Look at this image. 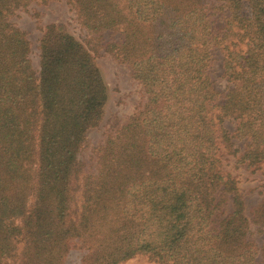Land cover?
<instances>
[{
	"label": "trees",
	"instance_id": "trees-1",
	"mask_svg": "<svg viewBox=\"0 0 264 264\" xmlns=\"http://www.w3.org/2000/svg\"><path fill=\"white\" fill-rule=\"evenodd\" d=\"M34 1L50 0H0V264H66L74 241L81 264H264L252 230L264 235V199L248 216L224 165L235 139L238 164L264 165V0H67L90 44L129 66L147 95L96 149L93 172L79 154L108 87L94 47L53 23L36 69L11 21ZM106 31L121 40L101 44ZM216 49L223 95L209 73Z\"/></svg>",
	"mask_w": 264,
	"mask_h": 264
},
{
	"label": "rangeland",
	"instance_id": "rangeland-1",
	"mask_svg": "<svg viewBox=\"0 0 264 264\" xmlns=\"http://www.w3.org/2000/svg\"><path fill=\"white\" fill-rule=\"evenodd\" d=\"M219 6L220 0H211V4ZM214 19H218L217 26H222L225 14L217 12ZM219 15V16H218ZM220 17V18H219ZM12 23L27 34L31 43V58L36 69L40 65V41L43 31L48 24H56L77 38L88 47L90 35L87 30L79 23L76 13L67 0H50L47 4L34 1L27 8H21L11 18ZM119 32L106 31L100 38L101 44L107 45L113 41L121 40ZM89 43V44H88ZM93 54L102 72L108 87V102L105 109V117L102 123L90 130L87 134L85 146L79 154V160L84 165V171H96V149L103 144L110 134L116 132L125 122L147 102V95L141 83L134 78L131 69L125 63L116 59L106 48H93ZM223 54L219 49L213 52L212 63L209 70L212 81L217 90L223 95L230 87L224 76ZM223 98V96H222ZM225 127L234 132L235 124L231 121L225 123ZM235 141V154H227L224 158V165L227 172L231 173L238 182L239 189L243 194L247 207V215L250 216L251 209L264 199V165L260 170L253 173L237 163L239 151L243 149L242 141ZM225 214L231 211V201L224 208ZM253 239L258 245L263 244L264 235L252 227ZM22 245H20L21 249ZM85 250L81 244L74 241L71 244L66 264H81ZM15 264L19 263L16 258ZM12 262V260H9ZM122 264H156L151 262L146 256H136Z\"/></svg>",
	"mask_w": 264,
	"mask_h": 264
}]
</instances>
